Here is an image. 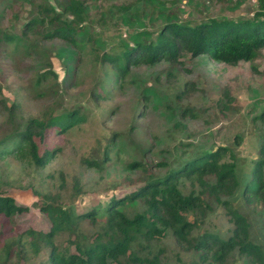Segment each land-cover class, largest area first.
Here are the masks:
<instances>
[{"label":"rangeland","instance_id":"1","mask_svg":"<svg viewBox=\"0 0 264 264\" xmlns=\"http://www.w3.org/2000/svg\"><path fill=\"white\" fill-rule=\"evenodd\" d=\"M69 1L33 0L58 12ZM257 8V0H88L85 23L76 36L78 46L38 37L30 39L29 50L25 46L17 54L0 46V140L30 118L72 111L86 117L67 133L49 131L39 143L40 152L55 154L44 167L12 153L0 156L2 193L27 209L13 219L0 216L1 247L12 249L9 264H49V249L35 254L25 234L51 231L41 210L44 203L86 214L138 191L149 178L163 177L166 169L161 163L173 166L218 147H230L238 157L239 187L216 197L198 183H185L184 193H202L209 206L205 214L190 215L198 222L193 236H231L234 225L223 204L227 201L247 217L252 241L264 250V206L243 196L264 137V122L258 120L264 113V49L256 60L236 66L184 53L179 64L162 61L132 67L125 77L115 75L102 58L154 41L171 23L249 20ZM34 13L25 2L0 0V32L21 34ZM50 69L58 79L47 80L42 90L36 79ZM106 81L111 88L102 94L99 83ZM13 105L10 113L6 108ZM237 136L240 145L235 143ZM107 150L111 160L105 170L91 168L89 161L100 162ZM134 163L144 166L132 168ZM145 209L139 200L118 206L129 218ZM98 228L83 221L75 232L58 234L54 244L75 253L76 237L91 243ZM152 248L160 251V264H208L202 262L201 252L181 246L172 232L154 241ZM228 263L251 264L237 252Z\"/></svg>","mask_w":264,"mask_h":264},{"label":"trees","instance_id":"2","mask_svg":"<svg viewBox=\"0 0 264 264\" xmlns=\"http://www.w3.org/2000/svg\"><path fill=\"white\" fill-rule=\"evenodd\" d=\"M19 1L34 7L35 13L23 26L21 34L0 32V46L4 49H11L12 54L19 53L25 46L29 50L32 37L50 41L59 39L74 47L79 45L76 36L85 23V4L88 0H70L63 12L45 3ZM257 5V12L249 20L210 19L197 25L171 23L158 32L154 41L115 57L105 54L102 58L115 75L124 77L132 67L153 66L162 61L179 64L184 53L192 58L208 57L230 66L254 61L264 49V0H257ZM50 79H58L52 69L39 74L36 82L43 90V85ZM108 84L107 81L99 83L102 94L111 88ZM47 91L41 93L43 97ZM15 106L6 109L12 113ZM85 120L86 117L79 111L30 118L23 127L0 140V156L12 153L44 167L55 154L54 151L40 152L39 143L45 140L49 131L57 130L64 134ZM258 120L264 122V113ZM241 142L242 139L237 136L235 143L240 145ZM108 150L100 162L89 161V166L105 170L111 160ZM239 162L230 147H218L196 153L173 166L161 163L159 166L166 169L163 177L149 178L138 191L104 206H97L86 214H75L71 207L58 203H44L41 210L52 224L51 231L44 234L29 230L25 234L35 254H39L43 248L49 249V264H160L161 253L152 250V243L169 232L181 246H192L201 252L204 263L229 264V257L237 252L248 258L251 264H264V250L252 241L247 217L230 202H223L234 225L230 237L222 238L211 233L193 236L198 222L191 220L190 215L205 214L209 206L204 202L202 193H184L185 183H198L210 189V193L216 197L230 194L232 189L239 187ZM139 166L143 167L144 164L131 165L132 168ZM250 175L251 179L243 189L244 199L264 206V137L259 159L252 163ZM209 177H213L215 183L208 184ZM137 200L146 207L143 213L129 218L118 210V206ZM26 210L4 196L0 186V216L13 219ZM86 220L99 227L94 241L85 243L77 236L73 243L75 253L69 249L62 251L54 244L58 234L73 233L78 224ZM1 244L0 241V264H9L12 249L6 245L1 247Z\"/></svg>","mask_w":264,"mask_h":264}]
</instances>
